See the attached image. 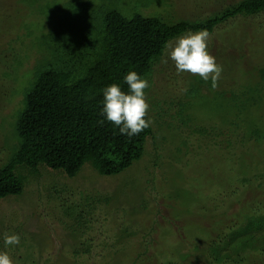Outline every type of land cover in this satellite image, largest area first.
Here are the masks:
<instances>
[{
  "label": "rangeland",
  "instance_id": "obj_1",
  "mask_svg": "<svg viewBox=\"0 0 264 264\" xmlns=\"http://www.w3.org/2000/svg\"><path fill=\"white\" fill-rule=\"evenodd\" d=\"M78 1L0 0V165L17 141L14 120L40 57L42 18L55 14L62 21L56 28L81 25L86 12L72 7ZM139 1L89 0L126 15ZM160 1L156 13L174 22L239 0ZM25 29L38 34L28 38ZM154 63L142 97L153 137L142 155L114 174H101L91 161L73 176L45 164L25 167L22 191L0 198V264H208L207 248L222 228L264 212V10L227 18L210 33H183ZM255 83L262 94L247 92ZM247 125L262 137L247 139ZM198 127L207 128L200 134ZM243 226L260 233L264 214ZM84 238L88 251L72 255Z\"/></svg>",
  "mask_w": 264,
  "mask_h": 264
},
{
  "label": "trees",
  "instance_id": "obj_2",
  "mask_svg": "<svg viewBox=\"0 0 264 264\" xmlns=\"http://www.w3.org/2000/svg\"><path fill=\"white\" fill-rule=\"evenodd\" d=\"M160 3V0H140L139 4L135 2L137 10L126 15L111 3L92 8L89 0L78 1L72 7L76 12H86L81 16L86 21L72 29L56 28L59 18H54L55 14L42 18L47 28L35 38L40 45L36 50L40 57L31 67L32 80L14 120L17 141L11 155L0 165V198L22 191L24 182L28 181L23 172L25 167L36 169L39 164H45L73 176L86 161H91L101 174L118 173L131 165L142 155L146 139L153 137L142 97L147 89L148 73L168 42L186 32L210 33L227 18L264 10V0H239L205 18L168 22L156 13ZM143 7L150 10L143 13L140 10ZM63 10L70 11V5ZM51 27L54 28L49 32ZM31 32L34 37L38 34ZM31 32L25 29L26 37ZM260 72L264 74L263 69ZM193 78L196 76H192V82ZM246 87L247 92H263L258 83ZM241 93L244 95V91L238 95ZM184 100L178 99L177 107L178 101ZM206 128L198 127L197 133H204ZM258 131L247 125V139L259 140L263 133ZM258 214L245 213L244 220L226 227L227 221L226 228L210 241L208 264H264L261 260L264 227L258 230L260 233L248 234L241 227L246 218L257 220L264 212ZM78 215L86 216L84 211ZM121 227L127 234L123 224ZM247 227L249 231L251 227ZM255 238H262V242H252ZM80 240L73 248L74 256L88 251L90 241Z\"/></svg>",
  "mask_w": 264,
  "mask_h": 264
}]
</instances>
